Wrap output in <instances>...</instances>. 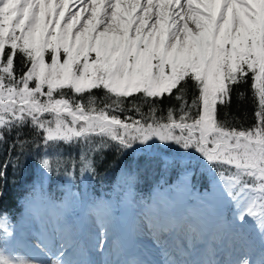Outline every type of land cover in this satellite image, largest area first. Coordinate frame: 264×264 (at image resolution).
<instances>
[{
	"label": "snow or ice",
	"instance_id": "6c2138e0",
	"mask_svg": "<svg viewBox=\"0 0 264 264\" xmlns=\"http://www.w3.org/2000/svg\"><path fill=\"white\" fill-rule=\"evenodd\" d=\"M260 4L264 0H0V137L30 122L45 143L98 136L130 146L155 136L195 147L222 169L229 194L248 193L245 212L264 238V39L243 38ZM241 84L249 85L255 104L254 122L245 128L218 119V106L230 104ZM95 89L111 102L91 108L74 98ZM137 94L147 113L133 103L136 115L122 118L123 100ZM166 96L178 104L161 116L156 103ZM3 231L4 243L14 239ZM64 256L53 253L52 264H68ZM245 262L251 264L241 252L233 264ZM0 264L27 262L11 257Z\"/></svg>",
	"mask_w": 264,
	"mask_h": 264
},
{
	"label": "rangeland",
	"instance_id": "374dc122",
	"mask_svg": "<svg viewBox=\"0 0 264 264\" xmlns=\"http://www.w3.org/2000/svg\"><path fill=\"white\" fill-rule=\"evenodd\" d=\"M259 7L260 14L249 21L244 39L249 35L264 39V4ZM59 140L71 143L76 139L53 141ZM128 147L136 151L141 147L161 159V170L146 200L141 198L134 203L125 190L118 202L80 200L77 193L64 202L29 201L24 205L25 216L19 225L2 227L12 232L14 239L6 243L0 259L14 257L26 261L25 258L30 264H52L53 253L63 250L68 264H233L238 248L239 255L248 253L251 264L264 260V238L257 219L245 212L243 220L237 221L235 217L239 204L246 210L251 203L248 193L240 189L229 194L227 188L223 202L216 198L218 206L224 205L220 214L217 211L210 216L207 223L211 226L202 231L206 239L196 232L202 217L213 212L209 210L212 191L226 184L203 153L155 136L147 141L137 140ZM176 158L205 162L207 188L192 182L190 168L174 174L168 171ZM2 218L3 222L8 221L6 216ZM42 241L49 245L48 249Z\"/></svg>",
	"mask_w": 264,
	"mask_h": 264
},
{
	"label": "trees",
	"instance_id": "16d2710c",
	"mask_svg": "<svg viewBox=\"0 0 264 264\" xmlns=\"http://www.w3.org/2000/svg\"><path fill=\"white\" fill-rule=\"evenodd\" d=\"M185 91L190 102L195 91L190 82ZM64 92L66 96H73L67 89ZM251 96L248 84L237 85L231 103L218 106V119L238 128L251 125L255 119ZM74 98L91 108L111 102L103 89L75 94ZM133 103L147 113L148 106L137 94L123 100L122 118L136 115L130 111ZM177 104L174 97L166 96L156 103L158 114L166 115L167 109ZM80 139L71 143L61 140L45 143L44 136L30 122L4 130L0 137V249L6 245L2 227L19 224L25 216L24 205L29 201L64 202L77 193L80 200L118 202L125 190L134 203L147 199L162 167L159 157L141 147L136 151L107 137ZM44 159L49 161L48 167L44 166ZM204 165L203 161L176 158L168 171L174 174L192 169V182L203 189L208 185ZM212 166L216 172L222 171L214 162ZM3 216L8 218L7 222H3ZM85 223L87 228L89 223Z\"/></svg>",
	"mask_w": 264,
	"mask_h": 264
},
{
	"label": "bare ground",
	"instance_id": "6f19581e",
	"mask_svg": "<svg viewBox=\"0 0 264 264\" xmlns=\"http://www.w3.org/2000/svg\"><path fill=\"white\" fill-rule=\"evenodd\" d=\"M221 177V176H220ZM219 177V178H220ZM212 193H213V201L212 200H210V202H211V206H212V208L211 209H209V210H211V211H213V212H210V213H207V215H204L203 217H202V219H201V221L200 222H198V226H197V229H196V232L198 233V235L200 234V238H207V237H204L201 233H202V231L204 230H207L210 226H211V224H208L207 222H209L210 221V216H213L217 211H218V214H220V208H221V206L222 205H224V203H221L220 204V206H218L217 205V202L220 200H222L221 202H223L224 201V199H227V187H226V184H222L220 187H217L216 189H214L213 191H212ZM216 198H219V199H217L216 200ZM213 203V204H212ZM240 203H241V201H240ZM241 205L239 204L238 205V208L236 209V211H235V217L237 218V221L240 219L239 217L243 214V212H245V210L244 209H242L241 207H240ZM223 208H225V206L223 207ZM245 214H246V212H245ZM244 215V214H243ZM205 219V221H203ZM142 221V220H141ZM153 236V235H152ZM41 238L42 239H44L43 237H42V235H41ZM215 241V240H214ZM43 242V244H44V246H45V248H49L48 246V244L45 242V241H42ZM48 245V246H47ZM200 247V249H201V245L199 246ZM238 248H235V253H234V259L236 260V258H238V255H239V249L237 250ZM203 250V249H202ZM35 256H37V254H34ZM186 256V255H185ZM24 260H26L27 261V259H25V258H23ZM185 262V261H184ZM27 264H30L29 263V261H27Z\"/></svg>",
	"mask_w": 264,
	"mask_h": 264
},
{
	"label": "clouds",
	"instance_id": "9594fccd",
	"mask_svg": "<svg viewBox=\"0 0 264 264\" xmlns=\"http://www.w3.org/2000/svg\"><path fill=\"white\" fill-rule=\"evenodd\" d=\"M245 264H247V262H245Z\"/></svg>",
	"mask_w": 264,
	"mask_h": 264
}]
</instances>
